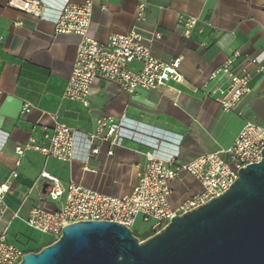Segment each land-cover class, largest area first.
<instances>
[{"label":"crops","instance_id":"0c3cea01","mask_svg":"<svg viewBox=\"0 0 264 264\" xmlns=\"http://www.w3.org/2000/svg\"><path fill=\"white\" fill-rule=\"evenodd\" d=\"M8 1L0 0V184L12 172L17 177L6 197L7 214L0 231L11 223L10 240L26 250L42 235L26 222L31 209L48 200L51 183L42 173L57 177L63 188L74 183L122 197L132 193L146 162L149 147L129 139L122 147L97 141V151L87 162L59 161L34 150L18 156L16 147L33 140L45 143V135L56 123L91 133L99 117L108 116L115 122L126 118L141 135L160 139L161 155H177L180 164L230 147L247 121L264 127V73L255 72L252 92L234 111H224L215 98L197 91L210 73L236 52L240 53L236 66L249 57L257 58L264 69L263 0H91L89 37L106 43L111 35L136 25L145 36L156 29L163 38L152 44L154 56L164 61L180 58L183 80L156 90L138 88L134 93L98 80L88 108L64 99L80 37L59 34L55 28L67 2L83 4L88 0H42L45 10L41 18L8 7ZM140 1L148 4V16L144 23L136 24ZM188 16L198 17L200 22L187 36L184 22ZM26 104L32 107L28 113L24 112ZM170 187L172 207L202 189L186 172ZM63 202L62 197L48 206L56 209ZM139 224L143 228H137ZM132 230L141 236L152 232L142 217L136 219ZM44 236L41 243L50 238Z\"/></svg>","mask_w":264,"mask_h":264},{"label":"built area","instance_id":"2783aa9c","mask_svg":"<svg viewBox=\"0 0 264 264\" xmlns=\"http://www.w3.org/2000/svg\"><path fill=\"white\" fill-rule=\"evenodd\" d=\"M7 6L35 18H41L45 10L42 0H9ZM148 9L145 1L138 3L136 24L147 20ZM92 14L91 0L83 4L67 2L55 22L57 33L80 37L64 99L79 102L88 108L92 87L98 80L116 83L130 93L138 88L156 90L171 81L183 80L179 73L180 58L164 61L153 54L152 44L163 38L158 30H151L145 36L136 25L125 33L111 35L106 43H100L88 35ZM199 22L198 17H186L185 34L190 35ZM239 56L240 53H234L197 88L207 97L215 98L226 112L234 111L252 92L251 81L255 72L264 73L257 58L247 57L240 66H236L235 60ZM31 108L30 104H26L24 112L28 113ZM145 138L154 142H148ZM44 139L43 144H36L33 140L16 147V153L21 157L27 151L34 150L59 161L87 162L97 151V141H110L112 146L122 147L124 140L129 139L149 147L136 186L131 194L122 197L105 195L74 183L63 188L57 177L42 173V177L51 183L48 200L34 206L26 222L35 231L49 236L53 244L61 238L65 226L83 221H111L132 229L136 219L142 217L154 234L159 233L171 223L173 217L193 211L223 195L238 179L241 168L263 159L264 127L247 121L230 147L205 154L187 164L178 163L177 155H161L160 139L141 135L126 118L115 122L108 116L99 117L91 133L56 123L54 130L47 133ZM182 172L191 175L202 189L178 207H172L169 202L172 192L170 184ZM16 177L17 173L12 172L0 184V223L7 214L6 197ZM62 197L64 202L59 208L48 206L49 202L56 203ZM11 228V223H8L0 231V264H20L23 257L32 252L10 240Z\"/></svg>","mask_w":264,"mask_h":264},{"label":"water","instance_id":"95a60500","mask_svg":"<svg viewBox=\"0 0 264 264\" xmlns=\"http://www.w3.org/2000/svg\"><path fill=\"white\" fill-rule=\"evenodd\" d=\"M262 156L223 195L143 242L117 222H76L20 264H264V149Z\"/></svg>","mask_w":264,"mask_h":264},{"label":"rangeland","instance_id":"374dc122","mask_svg":"<svg viewBox=\"0 0 264 264\" xmlns=\"http://www.w3.org/2000/svg\"><path fill=\"white\" fill-rule=\"evenodd\" d=\"M137 228H140V229H141V228H143V227H142V225L139 224ZM136 236L139 238V240H140L141 242H143V241H145L146 239H148V238L145 239V236L138 235L137 233H136ZM30 239L35 240L34 237H30ZM45 239H46V238H45L44 235H40V236L38 237L37 240L43 241V240H45ZM49 239H50V238H49ZM46 244H47L46 242H43L42 244L38 245L39 247L36 249L37 252L41 251L44 247L49 246V245H46ZM27 251H28V250H27Z\"/></svg>","mask_w":264,"mask_h":264},{"label":"trees","instance_id":"16d2710c","mask_svg":"<svg viewBox=\"0 0 264 264\" xmlns=\"http://www.w3.org/2000/svg\"><path fill=\"white\" fill-rule=\"evenodd\" d=\"M134 235L136 236V233L135 232H134ZM153 235H154L153 232L148 233L147 235H145V239L146 238H149V237H151ZM46 243H47L46 245H51L52 244V241L49 239ZM40 244H42L41 241L40 240H37L36 243H35V246L33 248H31V249H28V251L37 252L36 249L39 247L38 245H40Z\"/></svg>","mask_w":264,"mask_h":264}]
</instances>
